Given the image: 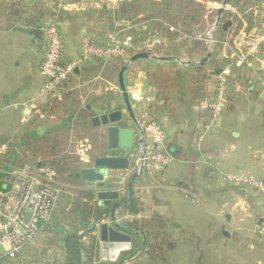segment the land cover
<instances>
[{"label":"crops","instance_id":"crops-1","mask_svg":"<svg viewBox=\"0 0 264 264\" xmlns=\"http://www.w3.org/2000/svg\"><path fill=\"white\" fill-rule=\"evenodd\" d=\"M34 1L48 9L51 14L40 19L42 27L50 22L57 24L58 31L64 41L65 61L75 60L79 57L85 38H89L96 45L104 46L109 37L118 31V25L113 21L110 22V12L123 0H23L27 5L29 2ZM195 1L203 2L202 0ZM224 1L227 2L226 6H230L228 5L230 0H223L220 8L216 5L219 2L218 0H206L205 2L208 12L215 11L214 23L217 22V24L214 32H217L216 30L220 28L222 32L226 33L232 25L231 23L226 30L221 28V25L226 22H220L225 10H227L225 9L226 6L222 7ZM220 9L222 10L219 14ZM229 9V13L230 11L236 13L235 9ZM110 25L113 26L111 30L108 29ZM41 29L40 27L39 30ZM29 31L18 28L11 22H0V123L4 118L3 123L6 124L3 130L0 129L3 133L4 131H6L5 133L16 132L22 126H28L29 131H34V128L30 125L34 124L33 121L43 118V107L51 102L49 99L39 96V91L44 83V79L39 73V67L45 51V42L43 36L42 38H34L29 34ZM150 36L154 37V33H151ZM187 38L188 41L191 40L190 37ZM197 39H200V37H197ZM192 40H196V38ZM201 44L206 47L204 39L201 40ZM235 44L237 45L236 42ZM158 50L159 48L155 54L147 56V58L135 60L123 73V82L133 117L125 112L118 86V72L116 71L115 61L103 64L101 59H95L76 68L67 82L66 90L69 94L75 93V91L82 92L79 98L76 99L79 104L78 109L82 107L89 112L88 118L78 128H75L69 142L70 148H73L77 157H79V144H82L86 149L84 160L78 159L84 166L83 169H93L94 159L105 156L128 157L131 160L137 147L134 133L132 149L124 150L119 147L109 149L105 129L93 126L90 122L91 118L98 116L93 110H100L101 113L123 110L124 124L133 131L134 120L143 110H149L157 124L163 129L167 139L165 151L172 158V162L166 170L160 176L153 178L146 175L142 178L138 176L131 185V177H126L122 184L110 180L114 178L118 181V176L124 174L125 171H107L103 183L104 185L107 183L112 185L104 186L103 190L118 192L120 202L124 203L123 201H125L124 204L126 205L132 197L139 200V196H135L134 192H141L140 194L143 195L147 192L143 187L148 185L153 188L151 194H147H150V198L152 197L159 202V205L153 208L154 212L165 216L173 224L167 230L169 238V246L166 249V252H168L167 258L165 262H161L158 259H150L147 254L141 253L139 251L143 243L141 235L139 232L131 230V232H123L130 237V243H103L94 232L86 234L79 240L83 248H86V251L80 253V260L84 264H181V261L182 264H186L187 252H189L194 264H264V235H260L256 231V227L264 223V199L255 194V191L228 183L223 178L228 173L237 174L239 172L242 176L264 180V165H261L257 159L254 161V158H251L249 161L252 167L249 169L234 168L233 166L221 169V163L214 151L215 146L218 144L217 139L215 141L211 139V136L208 137L206 144L214 142L213 146L202 144L205 136L204 132L202 134V129H204L205 123H203L204 125L200 124L201 130L197 137H186L184 144L183 141L176 142V136L179 133H175V125L168 126V119L163 116L158 118V112L155 113L154 111L158 109V105L161 106L162 102L158 104L160 97L156 95V89L150 83L145 71L152 70L156 65L169 66L184 74L183 76L186 79L193 72L190 67L199 65L200 57L193 53L191 59L184 56L172 58L173 48L164 47L162 55H159ZM205 53L206 55L201 62V65H204L201 73L204 71L207 73L208 66L213 61H223L216 53H208L207 47ZM229 62L225 60L224 64L233 65L232 60ZM252 66L251 62V64H246L245 67L252 68ZM227 68H212L211 71L215 73L216 77H219L227 74ZM205 73L202 75L205 76ZM98 75L99 79L93 81ZM249 75L253 81L249 88L250 95L256 96L255 92L259 90L258 97L264 100V97H262L264 93V72L251 73L249 71ZM173 90H171V93H173ZM73 96L75 97V95ZM87 107L90 109H87ZM162 108L164 107L162 106ZM218 124H220L219 121ZM26 129H24L22 137ZM88 129L90 130L88 131ZM35 131L37 133L39 130L35 129ZM93 132L99 133L97 146L90 138ZM200 137L201 140H199ZM227 137H231V134H227ZM195 142L200 144L197 145ZM230 146H233V143H230ZM185 160L189 162L188 170L185 169ZM174 163L181 166L172 167ZM232 169L239 171H233ZM183 172L186 174L184 177H182ZM84 182L86 184L82 187L62 185L65 191L57 202L52 218L42 226L34 241L37 239V242H39L43 237H49L50 234L54 233L48 232V230H52L56 221L59 220L60 210L65 204L68 210L70 205L68 202L73 197L80 198L86 204L97 202L100 207H103L100 205L97 196L98 192L102 191L98 187L99 183ZM70 191L75 194H69ZM150 198L147 202L139 201L147 204L150 203ZM114 203L116 201L112 202V204ZM125 205L117 208L114 213V218L119 225H122L125 220L132 219L131 216L120 215V211ZM81 218L86 219V222L90 225L86 217L74 216L75 224L70 228H75L78 234H81V230L88 229H84V222H81ZM106 220L110 222V218ZM251 222L254 223V231L252 232L249 229ZM222 232H226L227 237L223 236ZM233 233L236 235L237 241L241 242L243 256H237L238 259H235L236 254L234 251H226L224 252L226 258L223 260L218 256L220 250L217 253V249L213 251L209 247L217 244L219 239L222 241L225 239L233 240ZM62 234V236L61 234L56 235L59 245H62L64 238L70 232L66 229ZM46 243H41L40 246L28 244L20 251L18 257L26 262L30 261L32 257H37L39 260L37 264H64L62 259L63 249L61 248V254L57 259L52 258L51 263H49L50 260L43 263L41 257H45L50 249L56 248V246L48 244V247L45 248ZM92 243L93 246H91ZM184 245H187V248H184ZM226 245L218 247L222 249L226 248ZM197 246L199 247L197 248ZM200 246L202 247L200 248Z\"/></svg>","mask_w":264,"mask_h":264},{"label":"trees","instance_id":"trees-1","mask_svg":"<svg viewBox=\"0 0 264 264\" xmlns=\"http://www.w3.org/2000/svg\"><path fill=\"white\" fill-rule=\"evenodd\" d=\"M239 1L241 0H230L228 5L232 4L231 6H233V4L238 3ZM262 1L263 0H257V5L259 6ZM200 8L206 9L205 5L203 6L195 0H123L111 10L110 22L113 21L115 24L126 22L131 26H137L127 33V36L131 39L130 41L132 45V47L128 48L126 51L127 58L136 54H146L147 56H150L155 54L158 48H173L172 45H174V42L176 41L174 36L177 34L169 29L173 28V30L179 31L178 27L180 26L174 24L176 19L181 20L182 25L190 27L189 25L198 21L199 17L200 19L203 18L204 13L200 14ZM247 12H249L250 15L253 14V10L251 9ZM174 14L177 16H174ZM48 15H51L50 11L43 6L38 5L35 1L29 2L27 5L23 0H0V22H11L18 28L25 30L42 28L40 19L43 16ZM230 27H232V25ZM230 27L227 31H229ZM183 30L180 31L183 32ZM186 30H189V28H186ZM216 31L218 34H225L220 28ZM151 33H154V37L162 39L161 45L151 51L145 49L137 50L136 46L144 39L151 38ZM216 40L220 42L222 38H216ZM219 46L220 45H218L213 54L217 53L220 55ZM187 51L194 52L200 57L199 65L190 67L196 75V78L191 81L193 92L190 87L188 88L192 99L195 100V98H198L200 102L207 99L205 97L206 91L204 83L206 82V77L199 74L204 67V65H201V62L206 55V47H203L200 42L195 41L192 43V47ZM200 51H202L201 54L199 53ZM171 57L179 58V55L173 54ZM219 57L221 60H226V62L230 63V58L222 59L221 55ZM113 61L116 62V71L119 73L125 65V60L116 58ZM213 69H219V67ZM145 72L150 83L154 89H156V95H160V101L163 99V101H161L163 103L165 98L171 95V90L177 89V85H179L184 78V74L175 71L172 67H166L163 65H156L152 70L148 69V71ZM159 76L162 77L161 82L156 80L159 79ZM67 82L64 84L60 94L61 98L51 99L50 101L52 104H57L64 99V96L68 93L66 90ZM47 106L48 105H45L43 107L42 111L44 113L45 110L49 108ZM147 111L152 117L150 111ZM88 114L89 112L82 107L71 113L70 116H73L74 128H78V126L88 118ZM205 116V123L207 124L209 120L206 114ZM153 120L157 123L154 118ZM69 122L70 118L66 120L64 127L45 130L43 133H36L35 129L34 131H29L27 128L17 146H12L13 148L8 150V155L4 156L3 161L10 162V160H13V163L16 166L31 163L37 166L48 167L54 170L56 180L61 185L70 187L84 186L86 183L80 178V172L83 170L84 166L79 162L76 156L67 152L71 136L64 132V130ZM30 127L32 126L30 125ZM140 177H145V175ZM110 180L119 184V181L114 178H111ZM106 185L110 186L112 184L107 183ZM106 185L104 186L107 187ZM68 204H70L68 210L66 209V204L62 210H60L59 219L61 220L57 221L58 227L67 229L70 234L64 238L62 245H59V243L56 244L58 237L55 234L52 236V240L50 241L49 239L46 244L50 246L53 245L54 247L57 246L58 249H63L62 259L64 260V264H84L80 260V253L86 251V248H83L79 240L86 234L94 232L91 222H101L109 219L110 212L104 207H100L97 202L86 204L78 197L71 198ZM157 205H159V202L152 197L150 198V203L148 202L147 204L132 197L122 211H120V215L131 216L132 219L123 221L120 226L127 229L125 232H131L132 230L140 233V237L143 241L139 248L141 253L147 254L150 259H158L161 262H165V259L167 258L165 249L169 246L167 230L168 227L173 224L165 216L154 212L153 208ZM76 215L84 216L88 219V222H90L88 229L81 230V234H78V232L76 233L75 228H70V226L75 224L74 216ZM93 245L94 244L92 243L91 246ZM13 260H7L5 257H2L0 258V264H11L14 262L18 264H37L39 262L37 257H32V259L27 262L23 261L18 255ZM89 261L91 260L89 259Z\"/></svg>","mask_w":264,"mask_h":264},{"label":"built area","instance_id":"built-area-1","mask_svg":"<svg viewBox=\"0 0 264 264\" xmlns=\"http://www.w3.org/2000/svg\"><path fill=\"white\" fill-rule=\"evenodd\" d=\"M261 6L264 9V0ZM117 25L118 31L109 37L104 46L96 45L89 38H85L79 57L70 61L64 59V41L57 24L50 22L44 25L41 31L45 51L39 67L44 83L39 96L49 100L60 99L63 86L74 70L95 59H101L103 64H106L116 58H121L125 60V65H128L129 58L126 57V51L132 45L127 33L137 26H131L126 22H120ZM215 28L216 23L204 37L208 53L212 54L220 45L221 57L231 58L235 67H243L249 61L255 60L261 69L264 68V61L256 58L259 54V46H264V25H262L261 35L256 36L251 49L246 52L240 50L239 44L236 45L235 42L233 43L234 50L231 49L228 40L218 42L213 36ZM161 43L162 39L159 37H151L140 42L136 49L151 51ZM94 79L98 80L99 75ZM225 83V78L220 77L215 96L198 103L197 109L206 114L209 120L203 127L204 132L210 130L221 115ZM134 133L137 147L131 157L129 168L124 174L118 176L119 184H122L126 177L133 175H146L151 178L160 176L172 162V158L165 151L166 135L147 110H143L134 120ZM79 149V157L83 161L86 149L82 144H79ZM7 153V146L2 144L0 158ZM223 178L228 183L249 188L264 197V180L235 173H228ZM64 191V187L56 180L54 170L31 163L16 166L12 162L0 159V258L13 260L27 244L38 236L42 226L51 220L57 202ZM108 222V220L91 222V225L95 228L101 223ZM256 231L264 235V223L257 226Z\"/></svg>","mask_w":264,"mask_h":264},{"label":"rangeland","instance_id":"rangeland-1","mask_svg":"<svg viewBox=\"0 0 264 264\" xmlns=\"http://www.w3.org/2000/svg\"><path fill=\"white\" fill-rule=\"evenodd\" d=\"M202 1L203 2H201L200 4L204 6L206 0H202ZM218 1L219 2L216 5L220 8L221 2L223 0H218ZM230 6L225 7V9L227 10H225V14L222 16V19H220V22L221 21L230 22V24L232 23V27H230L229 31H227L225 34H218L216 32H213V36L215 37V39L222 38V40H228L230 42L232 50H234L233 48H235L233 46V43L236 42L237 44H239L240 50L246 52L251 49L253 41L256 40V36L259 37L261 35L262 25H264L263 6H261V4L258 6L257 0H241L238 3L233 4V6L231 7ZM229 8L235 9L236 13H231V11L229 13L228 11ZM200 9H201L200 14L204 13L203 18L200 19L199 17L198 21L193 22L189 25L190 27H187V25H182L181 20L178 19H176V22H174V24L179 25L180 27H178L179 28L178 33L177 32L175 33L177 35L174 36V39L176 41L174 42V45H172L174 46L172 50L173 54H178L179 57H183V56L187 58L192 57V54L194 52H190L187 50L192 47L193 42L196 41L201 43V40L204 39L205 35L209 32L210 28L214 24L215 11L210 13L208 12V10L204 8H200ZM249 9L253 10V14L250 15L249 12H247ZM174 16L177 15L174 14ZM186 28L187 29L189 28V30H186ZM180 30H183L184 33ZM187 37H190L191 40L188 41ZM197 37H200V39H197ZM194 38H196V40H192ZM162 50H164V47L159 48L158 50L159 55H162L164 53ZM199 53L201 54L202 51H200ZM258 53L259 54H257L256 58L264 61L263 45L259 46ZM216 55L218 56L217 53ZM220 55H221V50H220ZM230 60L232 59L230 58ZM251 62L253 65L252 68L245 67L246 65L237 68L231 64H228L229 66L227 64H224V61L215 60L211 64H209L207 73H205V71L203 72L205 73V77H206L205 80L206 82H204L206 98H212L215 96L217 91L218 78L224 76L226 81L224 104L221 112V114L222 113L223 114L222 116L220 115L218 117L215 125L211 127L210 130L204 132V129H202V134L203 132L205 133L202 144H206L210 136L212 140L217 139L218 144L215 146L214 151L216 153L217 159L221 163L220 164L221 169L229 168L232 166L234 168L237 167V168L249 169L250 167H252L250 166L251 162L249 161V159L251 158H254L253 159L254 161H256L257 159L259 163H261V165H264V100L259 99L258 97L259 90L255 92L256 96H251L249 93L250 84L253 82L252 79H250L249 71L251 73L258 71L264 72V68L261 69L257 61L255 60L249 61L250 64ZM216 67H219V69L221 67L223 68L228 67L227 74L216 77L215 73L211 71L212 68H216ZM203 73H199V74L201 75ZM190 74L191 75L189 77L185 76L186 79L183 78L184 81L180 82V84L177 86V89H174L173 93H171V95L165 98L164 103L162 102L163 104H161L160 107L158 105V109L154 110L155 113L158 112V118H161L163 116L168 119L167 122L168 126L175 125L176 127L175 129L177 131V132L175 131V133H179V135L176 136L177 137L176 142L183 141V144L184 141L186 140V137L187 138L188 136L197 137L198 133L201 130L200 124L206 122L205 114L201 113L197 109L199 99L195 98L194 100L192 99V96L189 94V89H188L189 87L193 92V86L191 85V81L194 78H196L195 73L191 72ZM158 78L159 79L156 80L161 82L162 77L159 76ZM93 81H97V80L94 79ZM81 94L82 92L80 91L79 92L75 91V93L73 92L71 94L67 93L66 96H64V99L61 100V102L57 104L55 103L52 104V102H50L49 104H47L48 105L47 107L49 108L45 110V113L43 114L44 116L42 115L43 118L34 121L33 122L34 124L31 125L32 128L39 130L37 133H43L45 130L64 127V125L66 124L65 123L66 120L70 118V122L68 123V126L65 127L64 132L72 136L75 128L72 118L73 116L71 117L70 114L78 110L79 104L76 99L79 98ZM73 95H75V97ZM157 96L160 97V95ZM161 101L160 102L158 101L159 103L158 102L157 103L160 104ZM162 106L164 108H162ZM3 120L4 118H2V123H0V129L2 130L3 127H6V124L3 123ZM218 121L220 122V124L217 125ZM27 127L28 126H22L21 128H18L16 132L13 131V133L11 132L5 133L6 131H4L3 133L2 131H0V146L2 144H5L8 150L10 148L12 149L13 148L12 146H17L18 142L20 141L23 135L24 129H26ZM89 130L90 129H88V131ZM229 133L231 134V137H227V134ZM90 138L95 143V146H97L96 142L99 138V133L97 132L91 133ZM213 143L206 145L213 146ZM230 143H233V146H230ZM196 144L198 145L200 143H196ZM67 152L71 155L76 156L73 148L72 149L70 148ZM7 155L8 153L5 156ZM77 158L79 159L80 157ZM0 159L4 160V157ZM10 162L13 163V160H10ZM184 163L186 164L185 169L188 170L189 162L185 160ZM174 166H181V165L178 163H174L172 167ZM233 171H239V170H233ZM237 174L240 175L239 172ZM185 175H186L185 172H183L182 177H184ZM143 189L146 190L147 192L143 193V195L140 194L141 192L140 193L138 192L139 194L137 192H134V195L139 196L138 199L141 200L142 202H147L148 199L150 198V194L153 191V188L147 185L143 187ZM69 194H75V193L70 191ZM255 194H257L259 197L264 199V197L261 196L260 194L258 193ZM60 220L61 219H59L58 221ZM58 221L55 223V226L52 228V230L51 229L48 230V232H54L50 234L49 237H45V238L43 237V239H41L42 241L40 240L39 242H37L36 239L35 241L33 240V242L31 241L32 243L31 242L30 243L33 244L35 242L33 245L40 246L41 243L43 244L46 243V240L48 241L49 238L51 241L53 238L52 236L54 234L58 236L59 234H61L62 236L63 235L62 233L65 232L66 229H63V227L59 228ZM249 229L250 232L254 231L253 222L249 224ZM233 238H234L233 240L225 239L223 241L219 239L217 244L212 245L209 248L213 249V251L217 249V253L218 250H220V254L218 256H220V258L223 260H225L226 258L224 253L226 251H231V252L234 251V253L236 254L234 258L238 259L237 256H243V251L241 250V245H240L241 242L237 241V237L235 234L233 235ZM58 243L59 240H57L56 244ZM45 245H46L45 248H47L48 247L47 244ZM224 245H226V248L219 249L218 246H224ZM198 247L199 246H197V248ZM201 247L202 246H200V248ZM56 248L52 250L50 249L51 251L49 250L48 253L45 255V257L43 258L41 257L43 263L49 260H50L49 263H51L52 258L57 259V257L61 254V250L60 249L57 250ZM184 248H187V245ZM54 250L56 251V253L54 252ZM167 254L168 252H166V256ZM11 264H18V263L14 262ZM186 264H194L192 263V256L190 257L189 252H187Z\"/></svg>","mask_w":264,"mask_h":264},{"label":"water","instance_id":"water-1","mask_svg":"<svg viewBox=\"0 0 264 264\" xmlns=\"http://www.w3.org/2000/svg\"><path fill=\"white\" fill-rule=\"evenodd\" d=\"M226 4L227 2L224 1L222 7H225ZM221 10L222 9L219 10V14L221 13ZM230 25V22H225L221 25V28L222 30H226ZM112 27L113 26L110 25L108 29L111 30ZM29 34L34 38H42V31L39 29H32L29 31ZM141 58H147V55L136 54L132 56L129 60V64L124 65L118 73V86L122 95L125 112H127L131 117H133V115L123 82V73L132 62ZM262 97H264V93L262 94ZM87 109L90 108L87 107ZM93 111L98 116L91 118L90 122L93 126L103 127L105 129L108 137L109 149L112 150L118 147L124 150L132 149L134 144V131L133 129L126 127L124 124L123 110L107 111L105 113H101L100 110ZM129 166L130 160L128 157L105 156L94 159L93 169H83L80 172V178L82 180L99 183L98 187L102 190L97 194L99 203L101 206L110 209V224L101 223L99 226L94 228V233L103 243H130L131 241L130 237L123 233L127 231V229L117 224L114 218L115 210L120 206L125 205V202H120V195L118 192L103 190V178L107 171H126ZM137 177V175L132 176L130 185ZM113 201H116V203L112 204ZM81 222H84V229H87L89 224L86 222V219L81 218ZM222 234L227 237L226 232H222Z\"/></svg>","mask_w":264,"mask_h":264},{"label":"flooded vegetation","instance_id":"flooded-vegetation-1","mask_svg":"<svg viewBox=\"0 0 264 264\" xmlns=\"http://www.w3.org/2000/svg\"><path fill=\"white\" fill-rule=\"evenodd\" d=\"M129 177H131V176H129ZM123 202H125V201H123Z\"/></svg>","mask_w":264,"mask_h":264}]
</instances>
